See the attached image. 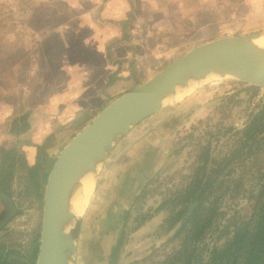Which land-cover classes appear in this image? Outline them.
<instances>
[{
    "label": "rangeland",
    "instance_id": "obj_1",
    "mask_svg": "<svg viewBox=\"0 0 264 264\" xmlns=\"http://www.w3.org/2000/svg\"><path fill=\"white\" fill-rule=\"evenodd\" d=\"M125 23V30L138 47L136 57L124 71L129 78H122L118 90L98 106L92 118L103 106L193 48L225 37L264 32V0H0V149H12L11 145L3 147L2 141L11 132L16 133L20 113L38 110L40 99L48 95L46 76L56 75L52 80L63 84L74 77V73H67L72 64L67 65L68 60L63 58L72 47V36L78 27L122 32L120 25ZM91 35L98 38L96 33ZM85 43H78L74 52L83 54ZM246 89L250 88L231 81L196 84L184 92L180 101L163 106L161 112L134 128L115 151L125 149L136 137L153 135L156 141H163L162 145L167 144L160 154L164 164L160 191L178 187L187 174V161L192 159L197 139L203 143L213 141L215 154L227 150L236 139L233 129L243 128L251 112L264 101V92L254 96ZM54 92L55 88L51 94ZM28 117L29 114L27 122ZM53 128L43 144H48V153L57 159L80 128L71 122ZM31 136L32 133L25 136L23 142L27 144ZM1 165L0 152V168ZM104 180L102 171L96 189L94 183L80 210L85 212L94 192L82 226L77 264H106L121 224L124 228L122 217L126 210L114 226L103 225L110 213ZM245 188L259 189L255 179L250 178ZM13 189L21 214L0 232V243L26 247L35 231L42 228L44 200L40 203L36 197L27 196L23 180L16 181ZM246 197L240 199L243 206L247 204ZM3 211L0 198V213Z\"/></svg>",
    "mask_w": 264,
    "mask_h": 264
},
{
    "label": "water",
    "instance_id": "obj_2",
    "mask_svg": "<svg viewBox=\"0 0 264 264\" xmlns=\"http://www.w3.org/2000/svg\"><path fill=\"white\" fill-rule=\"evenodd\" d=\"M263 36L264 32L225 37L191 49L116 98L80 129L56 159L45 187L36 264H77L82 226L94 192L83 215L73 212L72 195L86 176L94 177L96 189L117 145L161 112L167 97L196 84L219 81L238 82L264 92V48L255 44ZM3 203L6 211L0 230L18 213L11 197L4 196ZM122 232L121 224L106 264H110Z\"/></svg>",
    "mask_w": 264,
    "mask_h": 264
},
{
    "label": "trees",
    "instance_id": "obj_3",
    "mask_svg": "<svg viewBox=\"0 0 264 264\" xmlns=\"http://www.w3.org/2000/svg\"><path fill=\"white\" fill-rule=\"evenodd\" d=\"M126 27L125 23L124 28ZM113 82L114 79H111L110 83ZM246 91H252L254 96L260 94V91L254 88L246 89ZM16 128V135L28 131L29 125L26 117L21 119L20 125L18 124ZM30 146L37 149L36 163L33 166L28 165L25 155L20 153L18 148L0 149L2 158L0 198L2 202L6 195L14 198L13 186L18 180L25 182L27 196L36 197L40 203L43 202L45 187L56 159L48 153L47 143L30 144ZM251 164L252 168H258V172L264 169V101L249 115L245 128L236 132V139H234V144L228 155L218 159L212 157L211 143L199 150L189 187L178 193L173 201L174 207H180L179 210L174 211L172 226L186 215L190 205L198 203V207L184 229L186 236L182 242L181 250L174 257L175 264L182 260H184V264H196L193 263L195 256L192 253L196 250L197 243L205 238L221 214L219 202L229 190H232V186L237 185V189L244 186L243 178L239 181L234 179L235 170L249 169L251 166L247 165ZM24 173L25 177H21ZM262 179V177L259 178L263 183L260 186L259 194L255 196L257 205L253 214L238 222H229L223 234L228 235L231 227L234 228V234L222 247L215 248L210 264H264V181ZM223 185H228L224 192L215 197V200H211L213 189L223 187ZM20 214L18 212L17 216ZM4 217L5 209L0 213V222ZM40 239L41 229H38L35 231L31 243L26 247L20 244L0 243V264H36ZM120 240L114 256L120 250Z\"/></svg>",
    "mask_w": 264,
    "mask_h": 264
},
{
    "label": "crops",
    "instance_id": "obj_4",
    "mask_svg": "<svg viewBox=\"0 0 264 264\" xmlns=\"http://www.w3.org/2000/svg\"><path fill=\"white\" fill-rule=\"evenodd\" d=\"M120 27L122 32L97 26H91V29L84 25L78 27V31L72 36V47L67 49V56L63 58L68 60L67 65L72 64V69L67 73H74V77L63 84L58 79L52 80L56 75L51 78L45 75L48 95L40 99L38 110L25 109L15 123L17 127L21 119L29 114L28 131L18 136L11 132L2 141L3 147L11 145V148H19L25 153L28 165L33 166L36 163L37 149L30 144H43L55 130L53 126L56 124L59 126L71 122L82 129L92 119L90 115L118 90V83L122 78H129L124 71L132 58L136 57L137 44L128 35L127 29L122 25ZM91 33H96L98 38L94 39ZM80 42H86L81 55L74 52ZM74 55L79 59H75L77 57ZM111 79H114L112 84ZM54 88L55 92L51 94ZM30 133L32 136L28 137L30 141L26 144L23 141ZM152 136L132 139L125 149L113 152L106 162L103 170L104 195H108L110 213L105 216V221L103 219V225L114 226L121 213L131 207L145 184L161 169L163 161L160 154L167 144L162 145L163 141H156ZM166 152H170L168 147Z\"/></svg>",
    "mask_w": 264,
    "mask_h": 264
},
{
    "label": "flooded vegetation",
    "instance_id": "obj_5",
    "mask_svg": "<svg viewBox=\"0 0 264 264\" xmlns=\"http://www.w3.org/2000/svg\"><path fill=\"white\" fill-rule=\"evenodd\" d=\"M246 124L247 121L243 128H235L233 133L236 135V132L243 130ZM209 136L211 137L212 134H209ZM196 143L197 148L193 154L190 155L192 159L187 161V164H189L187 166L189 167L187 168V174L184 176V181L180 186L167 187L165 191H160L158 184H160L162 180L163 164L161 167L162 170L160 169L149 182L145 184L141 193L136 197L134 204L126 210L125 213H128V215H124L125 219L124 216L122 217L124 220V228L120 240V250L111 260L110 264H175L173 261L174 257L181 250L182 242L186 236L184 229L198 207V203L190 205L186 215L172 226L174 211L176 212L180 207H174L175 203H173V201L178 193L185 191L189 187L190 177L197 163L201 147L211 143V155L218 159L229 154V150L234 144V139L231 147L228 146L227 150H223L219 154H215V148L211 140L203 143L200 139H197ZM247 166H251V168L244 170L239 168L235 170L236 172L233 175L234 179L239 181V179L243 178L244 186L239 189L236 188L237 185L232 186V190H229L219 202L221 214L218 216L212 229L206 234L205 238L197 243V248L192 253L193 256H195L193 263L210 264L215 248L222 247L234 234L233 227L230 228V233L228 235L223 234L229 222H238L241 219L251 217L253 214L255 206L257 205L255 196L259 194L260 186L263 183L260 182L259 178L262 177L264 181V169L258 172V168H252V164ZM248 176L250 179H255L259 187L258 191L255 189L253 191H247L245 184L249 179L247 178ZM227 186L215 187L211 200H215V197L220 196ZM242 197H246L247 199V204L245 206L241 205L240 199ZM12 199L16 205L15 199ZM234 204H236L237 207L241 206V209H235L237 207H235ZM16 217H14L13 220ZM8 225L3 228L2 231L6 229ZM176 264H184V260Z\"/></svg>",
    "mask_w": 264,
    "mask_h": 264
},
{
    "label": "bare ground",
    "instance_id": "obj_6",
    "mask_svg": "<svg viewBox=\"0 0 264 264\" xmlns=\"http://www.w3.org/2000/svg\"><path fill=\"white\" fill-rule=\"evenodd\" d=\"M255 44L260 48H264V36L262 38H260L259 40H256ZM191 89L192 88H186V89L178 92L175 95H171V96L167 97L163 102V106H166L168 104H173V103L180 101L184 92L185 91L188 92ZM94 183H95V179L93 176H86L83 178V180L80 183V186L76 189V191L74 192V194L72 195V198H71V206H72L73 212L77 213L78 215L84 214V212L81 213L80 210L82 209V207L85 203L84 200L87 198V196L89 194L90 187L92 188ZM72 227H73V224L71 226V229H72Z\"/></svg>",
    "mask_w": 264,
    "mask_h": 264
}]
</instances>
